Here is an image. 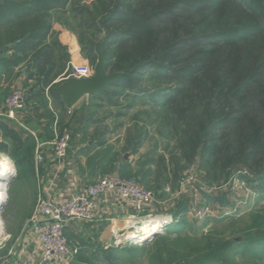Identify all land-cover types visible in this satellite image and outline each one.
<instances>
[{"label": "trees", "instance_id": "obj_1", "mask_svg": "<svg viewBox=\"0 0 264 264\" xmlns=\"http://www.w3.org/2000/svg\"><path fill=\"white\" fill-rule=\"evenodd\" d=\"M70 16L77 22L75 35L83 57L93 65L99 46L105 72L118 75L72 113L65 123L70 142L80 131L81 140L105 144L100 139L107 126L101 129L100 124L126 116L136 105L148 110L132 115L120 151L137 154L144 143L149 131L144 120L139 125L140 113L165 139L160 151L155 147L141 157L135 171L126 161L113 168L120 152L106 146L96 154L103 162L102 175L116 169L164 199V187L176 186L190 165L201 172L202 181L217 186L245 171L264 195V0H97L91 5L81 0H0V69L24 66V84L31 81L25 104L45 117L38 138L53 137V109L57 126L68 110L56 88L70 59L52 21L62 17L69 26ZM6 49L12 51L10 56L3 54ZM30 101L35 104L28 106ZM91 125L94 132L86 138ZM122 126L116 121L113 129ZM6 134L9 142L0 141V152L15 161L19 172L29 171L31 134L25 139L10 129ZM174 205L175 214L186 212L184 199ZM214 221L212 228L190 237L178 236L179 228L187 226L178 218L174 227L155 233L142 247H98L87 261L263 264L264 205L245 217L226 215ZM168 237L173 242L167 244ZM149 245L145 263L132 256Z\"/></svg>", "mask_w": 264, "mask_h": 264}, {"label": "crops", "instance_id": "obj_2", "mask_svg": "<svg viewBox=\"0 0 264 264\" xmlns=\"http://www.w3.org/2000/svg\"><path fill=\"white\" fill-rule=\"evenodd\" d=\"M52 29L58 34L59 40L68 50L69 61L74 62L73 58L85 61V59L79 54L80 46L77 39H75L73 33L62 24L60 18L52 21ZM3 54L5 56H10L12 51L6 49ZM24 70L22 64H19V66H16L11 70L9 69L6 72H3L2 69H0V141L9 142L6 129L13 130L17 134H20L22 139L26 136L25 130L36 134H40L44 130V118H39L40 116H38L29 106L35 104L34 101L28 102L29 107L24 104V107L16 112V120L4 116L6 111L5 98L11 89L15 86H19L24 88L25 93H27L31 81H27L26 85L24 84ZM88 96L89 95L82 96L72 105V107H70L71 110H73V112L79 110L82 104L86 103L85 97L87 100ZM48 106L51 110L53 109L50 98H48ZM20 115L23 117L25 116L23 118L24 120ZM56 121L57 118L55 117L54 123H56ZM82 122L78 125L79 130L81 129ZM105 126H107V129L103 132V138L100 139V141H105V144L103 145H91L92 140L89 138L81 140L82 135L79 136L81 132L76 130L78 133L75 138L69 142L68 155L62 162L55 159L52 147L44 143L41 146L40 151L44 156L43 164L37 172L36 170H31L25 173L27 174L26 178L31 179V181H29L30 183H28L27 180L23 181L27 183L24 187L19 185L20 188L18 191H20L14 195V203L11 206L9 213L4 214L5 209L8 206L9 186L15 181L16 171L13 169V177L10 178L6 185V198L0 211V220L2 221L3 228V231L0 234V258H6V264H38L39 262L38 238L30 227L27 226L28 217L32 212L39 191L47 196H57L63 191L65 186L70 184L73 185L76 192H82L86 187L95 183L103 174L100 168V166L103 165V162L100 160L99 155L96 156V154L100 152L99 150L105 149L106 146L109 145L111 139L107 137V135H114L118 132L117 130L120 129H113L114 125L111 119L105 120V122L100 124L101 129ZM74 128L76 127H73L72 125L71 129L73 130ZM88 132L89 134H93V125L88 127ZM38 141L46 142L48 140L45 138H39ZM112 146V152H121V149H117L115 144ZM125 155H123L124 159L129 157L127 153H125ZM117 162L118 161L113 162V168H118L123 164ZM139 169L140 167H136V170ZM36 177L39 178L38 184L35 179ZM51 180H54L56 184L54 187H50ZM29 188L30 193L26 192ZM28 196H30V198ZM100 206L101 215L97 220L93 222H73L69 223L65 228V234L69 240V244H79L80 246L79 254L72 261L74 264H89L87 261V255L95 248L101 246L107 248L104 244L110 241L117 231L124 228L121 226L122 223H120V221H126L127 215L131 213L137 214L129 201L114 203L109 197H101ZM17 209L20 210V213H17ZM131 219L136 218L131 215Z\"/></svg>", "mask_w": 264, "mask_h": 264}, {"label": "rangeland", "instance_id": "obj_3", "mask_svg": "<svg viewBox=\"0 0 264 264\" xmlns=\"http://www.w3.org/2000/svg\"><path fill=\"white\" fill-rule=\"evenodd\" d=\"M85 2L87 5H91L94 2H97V0H81ZM60 20H63L65 18L60 17ZM69 26L62 23L64 26H66L67 29L70 30L71 33L75 36V39H77L75 32H76V21L71 19V16L69 17ZM75 30V31H74ZM98 45V44H97ZM96 45V46H97ZM96 52V48H95ZM79 54L83 57L81 52L79 51ZM78 57V56H77ZM84 58V57H83ZM85 59V58H84ZM73 61L76 63H81L87 65L89 69V76L88 78H94L96 74V67H97V60L92 65L90 64L86 59L85 61L76 60L73 58ZM85 101L88 102V97ZM112 111H114V108H110ZM110 109L108 107L104 108V111H107ZM148 110L147 107L143 105H136L131 110L128 111V114L126 116H122L118 120H112L113 125H115L116 121L122 122L124 126L120 127L118 132L114 135H107L111 140L109 142V145L107 147H112V145L115 144V147L117 149H122L125 145L126 140V129L131 128L133 124V120L131 119L132 115L137 113L138 111H144ZM53 111V110H52ZM43 113V112H40ZM54 116L57 118L58 114L54 112ZM73 110L71 112H68V110L64 114V122L61 124V126H57L56 123H52L51 130L52 132H60L65 128H68L65 123L69 120V118L72 115ZM139 125H142L144 120L145 128L149 131L147 137L145 138L144 143L142 144L140 150L137 154H131L129 151L126 152H120L119 157L116 156L115 161H118L117 163H122L124 161L128 162L130 165V168H132L134 171L136 170V167H140L139 161L141 160V157L150 151L153 148H157L158 151L161 150L162 145L164 144L165 139L161 137L157 131L156 127L152 126L150 123L145 121V118L142 113L139 114ZM43 116H40L39 118H42ZM45 120V117H43ZM55 122V121H54ZM25 135H30V132L28 130H25ZM72 131V130H71ZM89 133V132H88ZM36 134V133H35ZM38 134V133H37ZM83 134H79L81 136ZM90 134L87 135L86 138H88ZM26 136H24L23 139H25ZM30 142H29V157L31 159V169L29 171H35V149L37 140L39 139L37 136L36 138L34 136L30 135ZM48 140H50L48 138ZM104 149H101L99 151H103ZM125 153L129 157L124 159ZM6 156L9 158L11 163H13V168L16 171L15 181L9 186L8 189V206L5 209L4 214L9 213L11 206L14 203V195L19 192L18 189L21 187H24L27 181H31L30 178H26L28 172L27 170H22L21 172L18 171L17 165L13 159L10 158V156L6 153H0V156ZM121 155L123 156L121 159ZM113 165V164H112ZM29 168V167H27ZM115 172L114 169L107 172L112 173ZM201 172L197 171L194 165H190L179 177V181L177 182L176 186L172 187L167 185L169 188V192L167 196L172 197V200H168L165 203H156L153 205L150 209H147L146 211L135 214L131 213L127 215V220L123 221L121 226L125 227L126 224L134 221H141L145 219H153V218H169L170 222L163 227L160 232L159 230L156 233H164L167 226H173L174 223L181 219L184 220L187 223V226L180 227V234L178 236H200L201 233L206 232L208 229L212 228L213 224L216 223L217 218H220L221 216H235V217H245L251 210L256 209L260 206L264 205V195L262 193H259V190L257 188V184L251 179L253 178L252 175L247 174L245 171H237L234 175L230 176V178L223 180L219 183L217 186L216 184L208 185L204 181H202ZM37 184L39 183V178H35ZM34 179V180H35ZM254 179V178H253ZM218 184V183H217ZM20 185V186H19ZM29 186V184H28ZM144 186V185H143ZM147 189H150L153 191V189L150 187H146ZM165 188V187H164ZM26 192L30 193V188L26 190ZM22 195V194H21ZM30 198V196H28ZM28 198V199H29ZM184 199L186 201V212H180V214H175V202ZM17 213H20V210L17 209ZM131 215L134 216L136 219H131ZM178 215V216H177ZM126 222V223H125ZM226 224V223H225ZM184 225V224H182ZM171 226V227H172ZM125 230L124 228L120 231H117L115 235L105 243L106 247H142L141 240L136 238H129L124 234ZM166 237V236H165ZM172 237V236H170ZM169 238V237H168ZM167 238V239H168ZM152 239V237L150 238ZM172 238H169L166 243L169 244L173 242L171 240ZM171 240V241H170ZM138 241V242H137ZM149 241V240H147ZM181 241H176L175 244H180ZM165 243V242H164ZM140 244V245H139ZM181 245V244H180ZM179 245V246H180ZM79 246V244H78ZM104 247V246H101ZM80 248V246H79ZM152 246H146L143 249H139L136 252H133L132 256H136V259H141L145 263L147 260V253L148 250L151 251ZM147 250V251H145ZM141 254V255H140ZM129 255L131 253L129 252ZM96 263L97 262H93ZM263 264H264V258H263Z\"/></svg>", "mask_w": 264, "mask_h": 264}, {"label": "built area", "instance_id": "obj_4", "mask_svg": "<svg viewBox=\"0 0 264 264\" xmlns=\"http://www.w3.org/2000/svg\"><path fill=\"white\" fill-rule=\"evenodd\" d=\"M89 69L85 64L68 61L63 74L57 81L69 78L85 79ZM25 89L15 86L5 98V117L16 120V112L24 107ZM71 112V108H68ZM36 138L34 132H30ZM70 132L68 128L55 132L46 142L37 140L35 149L36 172L44 162L41 146L46 143L52 147L57 161H64L68 155ZM56 184L51 180V186ZM6 190V187H5ZM166 197L159 199L157 194L145 188L134 178L122 177L117 172L101 175L95 183L86 187L82 192H76L73 185L68 184L57 196H47L38 192L32 212L27 220V226L38 238V264H74L79 252L78 244L70 245L65 234V228L73 222H93L101 215L100 198L109 197L114 203L131 202L137 214L150 209L156 203H165L173 198L167 196L169 188L165 186ZM163 228V227H162ZM160 232V230H159ZM6 258H0V264H6Z\"/></svg>", "mask_w": 264, "mask_h": 264}, {"label": "water", "instance_id": "obj_5", "mask_svg": "<svg viewBox=\"0 0 264 264\" xmlns=\"http://www.w3.org/2000/svg\"><path fill=\"white\" fill-rule=\"evenodd\" d=\"M96 54L98 57L96 74L94 78H69L64 80L57 88L56 91L60 94L62 100L66 104V107H72L82 96L92 95L101 89H105L106 86L117 78V74H107L104 70V58L99 49L96 47ZM126 157V155H125ZM14 173V172H13ZM13 173L6 180L5 187L8 184ZM4 202L0 205V211ZM157 232V231H156ZM153 232L144 237L140 242L144 243L156 233Z\"/></svg>", "mask_w": 264, "mask_h": 264}, {"label": "bare ground", "instance_id": "obj_6", "mask_svg": "<svg viewBox=\"0 0 264 264\" xmlns=\"http://www.w3.org/2000/svg\"><path fill=\"white\" fill-rule=\"evenodd\" d=\"M13 163L8 157L0 156V205L6 198L5 183L9 176L13 173ZM170 222L169 218H153L141 221H134L126 224L124 234L129 238L142 240L149 234L161 230ZM2 221L0 220V234L2 233ZM138 242V241H137Z\"/></svg>", "mask_w": 264, "mask_h": 264}]
</instances>
